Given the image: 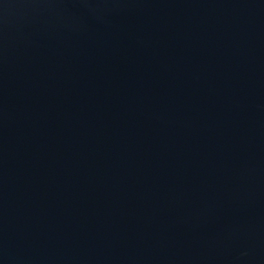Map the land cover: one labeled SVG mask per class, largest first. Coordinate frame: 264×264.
<instances>
[{
	"label": "water",
	"instance_id": "obj_1",
	"mask_svg": "<svg viewBox=\"0 0 264 264\" xmlns=\"http://www.w3.org/2000/svg\"><path fill=\"white\" fill-rule=\"evenodd\" d=\"M0 264H264V0H0Z\"/></svg>",
	"mask_w": 264,
	"mask_h": 264
}]
</instances>
